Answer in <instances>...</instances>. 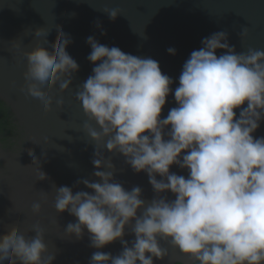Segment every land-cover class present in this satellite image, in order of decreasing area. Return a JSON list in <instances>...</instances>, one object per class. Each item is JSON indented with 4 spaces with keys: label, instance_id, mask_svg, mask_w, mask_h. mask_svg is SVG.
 I'll list each match as a JSON object with an SVG mask.
<instances>
[{
    "label": "clouds",
    "instance_id": "1",
    "mask_svg": "<svg viewBox=\"0 0 264 264\" xmlns=\"http://www.w3.org/2000/svg\"><path fill=\"white\" fill-rule=\"evenodd\" d=\"M107 14L114 21L119 13ZM56 30L55 42L45 39L48 47L24 53L20 91L39 99L45 113L53 87L67 92L79 71L66 50L71 38L59 25ZM48 34L41 28L34 33ZM246 36L244 29L240 38ZM87 43L94 67L75 100L87 117L83 130L95 145L92 164L99 182L77 181L91 194L56 188L55 211L76 220L65 235L80 240L87 230L90 247L97 249L89 264H155L169 257L161 241L198 264H264V137H254L264 121V50L237 52L227 32H215L191 52L173 91L174 81L156 60L94 37ZM168 52L176 54L173 48ZM170 94L177 106L162 118ZM56 103L63 108V100ZM105 152L119 153L133 172L147 174L155 193L150 202L139 186L126 190L114 179ZM174 165L187 170V177L170 172ZM46 179L39 163L38 180ZM32 213L40 215V203ZM126 227L135 236L131 246L123 239ZM33 232L26 238L12 226L0 235V264H52L44 229L37 223ZM116 241L123 245L118 255L99 251Z\"/></svg>",
    "mask_w": 264,
    "mask_h": 264
},
{
    "label": "water",
    "instance_id": "2",
    "mask_svg": "<svg viewBox=\"0 0 264 264\" xmlns=\"http://www.w3.org/2000/svg\"><path fill=\"white\" fill-rule=\"evenodd\" d=\"M113 10L119 13L114 21L107 14ZM57 25L71 38L66 50L79 71L67 92L61 93L58 84L53 87L51 110L45 113L39 99L20 91L27 69L24 53L37 45L48 47L45 39L49 44L55 42ZM40 28L49 33L47 37L34 35ZM244 29L247 36L241 39ZM219 31L227 32L229 44L237 52L264 50V0H0V100L17 126L13 146L0 141V235L15 226L18 233L31 238L35 235L33 226L39 223L45 232L46 256L54 257L52 264H89L97 251L90 247L87 230L80 240L67 237L64 230L76 222L75 217L68 212L57 213L54 208L56 188L68 186L73 192L91 194L77 181L99 182L92 164L95 145L83 130L87 117L75 100L94 67L87 59L91 52L88 37L125 53L156 60L162 73L174 81V91L191 52L202 47L204 38ZM169 48L176 54L170 55ZM57 100H63L62 109L57 107ZM176 106L170 94L161 117ZM254 137H264V121ZM105 156L115 167L114 179L126 190L139 186L142 199L150 202L154 198L146 173L133 172L119 153L105 152ZM39 163L48 177L45 181L38 180ZM170 172L188 174L175 165ZM162 195L175 198L171 193ZM35 203L41 204L39 216L32 213ZM123 239L131 246L135 239L131 228L126 227ZM161 244L168 249L169 257L155 264L198 263L169 244ZM122 249L121 241H116L99 251L116 256Z\"/></svg>",
    "mask_w": 264,
    "mask_h": 264
},
{
    "label": "trees",
    "instance_id": "3",
    "mask_svg": "<svg viewBox=\"0 0 264 264\" xmlns=\"http://www.w3.org/2000/svg\"><path fill=\"white\" fill-rule=\"evenodd\" d=\"M16 133L17 126L14 124L9 108L0 100V141L4 145L13 146L14 143L11 140Z\"/></svg>",
    "mask_w": 264,
    "mask_h": 264
}]
</instances>
